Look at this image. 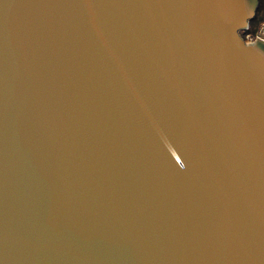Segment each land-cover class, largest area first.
I'll return each mask as SVG.
<instances>
[{
    "label": "water",
    "instance_id": "1",
    "mask_svg": "<svg viewBox=\"0 0 264 264\" xmlns=\"http://www.w3.org/2000/svg\"><path fill=\"white\" fill-rule=\"evenodd\" d=\"M260 0H0V264H264Z\"/></svg>",
    "mask_w": 264,
    "mask_h": 264
},
{
    "label": "trees",
    "instance_id": "2",
    "mask_svg": "<svg viewBox=\"0 0 264 264\" xmlns=\"http://www.w3.org/2000/svg\"><path fill=\"white\" fill-rule=\"evenodd\" d=\"M263 23H264V0H260V7L257 13V17L251 23V28L254 34L259 30V27Z\"/></svg>",
    "mask_w": 264,
    "mask_h": 264
},
{
    "label": "flooded vegetation",
    "instance_id": "3",
    "mask_svg": "<svg viewBox=\"0 0 264 264\" xmlns=\"http://www.w3.org/2000/svg\"><path fill=\"white\" fill-rule=\"evenodd\" d=\"M246 35H249L250 38H251L253 41H255V39H256L257 36H258V33L256 32V33L254 34L253 31H252V28H250L249 31H247V32L244 33V37H246Z\"/></svg>",
    "mask_w": 264,
    "mask_h": 264
},
{
    "label": "built area",
    "instance_id": "4",
    "mask_svg": "<svg viewBox=\"0 0 264 264\" xmlns=\"http://www.w3.org/2000/svg\"><path fill=\"white\" fill-rule=\"evenodd\" d=\"M257 38H258V36H257ZM257 38H256V39H257ZM245 39H246L248 42H252V41H253V40L250 38L249 35H246ZM256 39H255V40H256Z\"/></svg>",
    "mask_w": 264,
    "mask_h": 264
},
{
    "label": "rangeland",
    "instance_id": "5",
    "mask_svg": "<svg viewBox=\"0 0 264 264\" xmlns=\"http://www.w3.org/2000/svg\"><path fill=\"white\" fill-rule=\"evenodd\" d=\"M263 24H264V23H263ZM263 24H261V26L259 27V30L257 31V33H259V31L261 30Z\"/></svg>",
    "mask_w": 264,
    "mask_h": 264
}]
</instances>
